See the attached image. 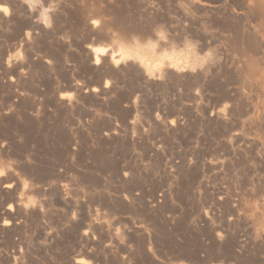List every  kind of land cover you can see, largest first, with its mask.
<instances>
[{
	"label": "rangeland",
	"instance_id": "374dc122",
	"mask_svg": "<svg viewBox=\"0 0 264 264\" xmlns=\"http://www.w3.org/2000/svg\"><path fill=\"white\" fill-rule=\"evenodd\" d=\"M0 264H264V0H0Z\"/></svg>",
	"mask_w": 264,
	"mask_h": 264
},
{
	"label": "snow or ice",
	"instance_id": "6c2138e0",
	"mask_svg": "<svg viewBox=\"0 0 264 264\" xmlns=\"http://www.w3.org/2000/svg\"><path fill=\"white\" fill-rule=\"evenodd\" d=\"M44 2L46 3L47 2V0H44ZM3 11H5V12H7V9H2ZM145 39H147V37H145ZM165 39V37H164V35H163V33H161L160 34V40H164Z\"/></svg>",
	"mask_w": 264,
	"mask_h": 264
},
{
	"label": "bare ground",
	"instance_id": "6f19581e",
	"mask_svg": "<svg viewBox=\"0 0 264 264\" xmlns=\"http://www.w3.org/2000/svg\"><path fill=\"white\" fill-rule=\"evenodd\" d=\"M263 13V12H262Z\"/></svg>",
	"mask_w": 264,
	"mask_h": 264
}]
</instances>
